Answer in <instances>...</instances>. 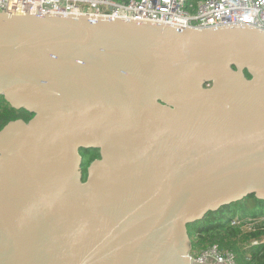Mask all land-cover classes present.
Segmentation results:
<instances>
[{
    "label": "water",
    "instance_id": "water-1",
    "mask_svg": "<svg viewBox=\"0 0 264 264\" xmlns=\"http://www.w3.org/2000/svg\"><path fill=\"white\" fill-rule=\"evenodd\" d=\"M0 97L33 115L0 132V264H201L189 225L264 201L249 26L2 11Z\"/></svg>",
    "mask_w": 264,
    "mask_h": 264
},
{
    "label": "built area",
    "instance_id": "built-area-1",
    "mask_svg": "<svg viewBox=\"0 0 264 264\" xmlns=\"http://www.w3.org/2000/svg\"><path fill=\"white\" fill-rule=\"evenodd\" d=\"M9 15L55 14L88 15L168 24L191 30H206L234 25L249 26L264 32V0H0V12ZM191 261L201 264H237L231 252L213 246Z\"/></svg>",
    "mask_w": 264,
    "mask_h": 264
},
{
    "label": "trees",
    "instance_id": "trees-1",
    "mask_svg": "<svg viewBox=\"0 0 264 264\" xmlns=\"http://www.w3.org/2000/svg\"><path fill=\"white\" fill-rule=\"evenodd\" d=\"M128 3L131 0H116ZM197 3L201 0H190ZM247 77H249L246 72ZM33 115L13 109L0 97V132L11 122H28ZM83 177H88V168L100 159L98 150H82ZM191 252L196 255L213 246L235 255L237 264H264V201L250 196L209 213L202 221L188 227Z\"/></svg>",
    "mask_w": 264,
    "mask_h": 264
}]
</instances>
